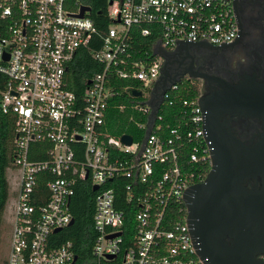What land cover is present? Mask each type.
Wrapping results in <instances>:
<instances>
[{
  "label": "built area",
  "instance_id": "built-area-1",
  "mask_svg": "<svg viewBox=\"0 0 264 264\" xmlns=\"http://www.w3.org/2000/svg\"><path fill=\"white\" fill-rule=\"evenodd\" d=\"M79 12L71 0H0V110L13 119L11 168L19 171L6 264H77L73 241L58 243L52 234L69 227L70 202L84 180L94 210L91 256L82 264H205L184 195L204 180L211 144L196 97H184L177 82L162 96L156 91L163 56L155 50L184 40L232 42V0H106L98 48L90 46L97 21L91 10ZM134 30L152 39L150 55L134 57ZM82 48L103 69L77 95L66 77ZM120 78L142 83L141 103L119 98ZM176 104L177 113H159ZM32 143L45 159H31L39 149Z\"/></svg>",
  "mask_w": 264,
  "mask_h": 264
},
{
  "label": "water",
  "instance_id": "water-1",
  "mask_svg": "<svg viewBox=\"0 0 264 264\" xmlns=\"http://www.w3.org/2000/svg\"><path fill=\"white\" fill-rule=\"evenodd\" d=\"M233 5L240 25L236 42H183L192 57L186 70L221 79L230 88L206 108L212 165L202 182L186 190L184 201L205 264H264L257 257L264 252V0H234ZM85 10L91 7L80 5L78 15ZM155 52L165 54L159 48ZM153 107L155 115L159 102ZM121 139L131 143L128 135Z\"/></svg>",
  "mask_w": 264,
  "mask_h": 264
},
{
  "label": "trees",
  "instance_id": "trees-1",
  "mask_svg": "<svg viewBox=\"0 0 264 264\" xmlns=\"http://www.w3.org/2000/svg\"><path fill=\"white\" fill-rule=\"evenodd\" d=\"M73 8H77L79 5H87L91 7V16L97 21L98 33L93 36L90 42V46L94 48L100 47L103 42V36L105 33L104 12L106 7V0H71ZM102 11L101 15H97V11ZM134 37L131 41V52L134 53L135 58H143V53L148 52L151 54L152 39L145 38L134 30ZM103 67L100 63L95 61L89 51L82 48L77 51L76 55L69 64L67 72L68 88L73 90L77 95H81L84 89L87 87L88 81H90L94 75L102 71ZM6 78L0 74V92L5 86ZM118 88L121 91L120 99L131 102L141 103L142 97L132 94L133 90L141 87L140 81L128 78H120L117 80ZM125 87H129L125 90ZM183 96L186 98L195 97L196 91L194 88L187 84L182 85ZM179 104L174 106L162 105L159 113H165L168 115L172 112H178ZM14 123L11 116L4 114L0 110V231L3 222V214L8 199L9 182L7 180L6 171L12 167L13 148H14ZM31 147L38 148L33 154L31 159L41 160L45 159V153L42 151V145L39 143H32ZM209 164L204 166V173H208ZM42 192L46 194L45 189L42 188ZM94 192L91 191L87 181H83L78 184L75 189V193L70 202V210L73 215L74 223L62 229L61 231L52 234V238L56 242L61 243L66 240H72L74 243L75 252L77 253L79 260L77 264H82L86 259L90 258V246L92 243V214L94 210L93 204ZM7 262V260H6Z\"/></svg>",
  "mask_w": 264,
  "mask_h": 264
},
{
  "label": "flooded vegetation",
  "instance_id": "flooded-vegetation-1",
  "mask_svg": "<svg viewBox=\"0 0 264 264\" xmlns=\"http://www.w3.org/2000/svg\"><path fill=\"white\" fill-rule=\"evenodd\" d=\"M233 2L234 0H232V5ZM233 12L238 26V34L236 38L230 43L236 42L240 33V25L236 17L234 5H233ZM230 43H225L222 45H226ZM164 53L165 54L163 56V66L158 76V86L156 88V91L160 92L163 86L165 87L166 84H169L170 82L173 81L181 85L187 84L192 88H194L196 91L195 97L197 99V105L199 107V111L201 112L203 118V128H204V114L206 108L209 106V104L213 101L215 97L223 94L224 92L229 91L230 88L221 79H217L206 75H195L190 70H186V69H190L192 57L191 55L185 52L184 43H180L172 51L164 50ZM211 165L212 163H210L209 170L211 168ZM190 196L192 197L193 193H191ZM259 255H257L258 258Z\"/></svg>",
  "mask_w": 264,
  "mask_h": 264
},
{
  "label": "rangeland",
  "instance_id": "rangeland-1",
  "mask_svg": "<svg viewBox=\"0 0 264 264\" xmlns=\"http://www.w3.org/2000/svg\"><path fill=\"white\" fill-rule=\"evenodd\" d=\"M116 28H121L119 24H114ZM16 168H8L6 171L7 180L9 182L8 199L3 214V222L0 231V264H6L11 234V206L15 197V179L18 175Z\"/></svg>",
  "mask_w": 264,
  "mask_h": 264
}]
</instances>
